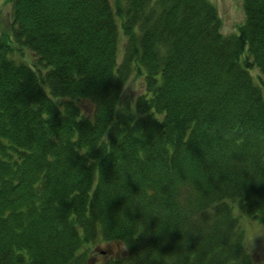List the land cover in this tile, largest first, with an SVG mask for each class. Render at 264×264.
I'll return each mask as SVG.
<instances>
[{
  "label": "trees",
  "instance_id": "obj_1",
  "mask_svg": "<svg viewBox=\"0 0 264 264\" xmlns=\"http://www.w3.org/2000/svg\"><path fill=\"white\" fill-rule=\"evenodd\" d=\"M7 1L0 264H257L232 204L264 227V0L232 35L211 0Z\"/></svg>",
  "mask_w": 264,
  "mask_h": 264
},
{
  "label": "rangeland",
  "instance_id": "obj_2",
  "mask_svg": "<svg viewBox=\"0 0 264 264\" xmlns=\"http://www.w3.org/2000/svg\"><path fill=\"white\" fill-rule=\"evenodd\" d=\"M210 1V0H209ZM243 0H211L212 4L218 10V14L221 20V30L224 35H232L238 32V28L244 23V13L242 9ZM12 6L7 0H0V33L3 36H10L12 28ZM124 40L122 37L119 39L118 51L120 57L118 61L121 60L122 45ZM11 57L16 61L25 62L32 64L35 61L34 54L27 50L26 48H19L16 44H12V54ZM251 75L254 80L258 79L260 76L259 72L252 69ZM144 77L138 75V77H131L124 86V91L122 94L123 102L134 103L136 98L144 91L143 88ZM264 94V88H263ZM233 211L239 219L240 228L245 234V246L248 251L252 254L257 264H264V227L257 223L256 221L251 220L247 215H245L242 206L238 203H234ZM91 256L93 258L90 264H102L106 257L101 255L99 250H106L108 253L120 255L125 250L120 245H109L102 246L100 244H95L91 248ZM99 253V254H98Z\"/></svg>",
  "mask_w": 264,
  "mask_h": 264
},
{
  "label": "clouds",
  "instance_id": "obj_3",
  "mask_svg": "<svg viewBox=\"0 0 264 264\" xmlns=\"http://www.w3.org/2000/svg\"><path fill=\"white\" fill-rule=\"evenodd\" d=\"M125 247H126V245H125Z\"/></svg>",
  "mask_w": 264,
  "mask_h": 264
}]
</instances>
